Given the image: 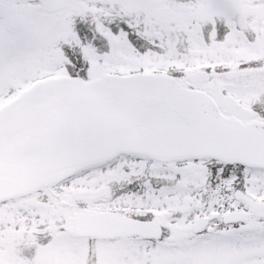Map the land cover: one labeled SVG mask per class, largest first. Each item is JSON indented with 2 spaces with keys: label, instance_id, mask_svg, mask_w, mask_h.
<instances>
[{
  "label": "snow or ice",
  "instance_id": "snow-or-ice-1",
  "mask_svg": "<svg viewBox=\"0 0 264 264\" xmlns=\"http://www.w3.org/2000/svg\"><path fill=\"white\" fill-rule=\"evenodd\" d=\"M0 264H264V0H0Z\"/></svg>",
  "mask_w": 264,
  "mask_h": 264
}]
</instances>
